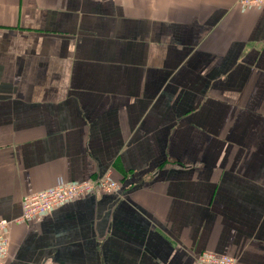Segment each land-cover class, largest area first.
Returning a JSON list of instances; mask_svg holds the SVG:
<instances>
[{
    "label": "crops",
    "instance_id": "0c3cea01",
    "mask_svg": "<svg viewBox=\"0 0 264 264\" xmlns=\"http://www.w3.org/2000/svg\"><path fill=\"white\" fill-rule=\"evenodd\" d=\"M0 219L5 264H264V7L0 0Z\"/></svg>",
    "mask_w": 264,
    "mask_h": 264
},
{
    "label": "built area",
    "instance_id": "2783aa9c",
    "mask_svg": "<svg viewBox=\"0 0 264 264\" xmlns=\"http://www.w3.org/2000/svg\"><path fill=\"white\" fill-rule=\"evenodd\" d=\"M239 4L249 9L260 8L264 7V0H239ZM118 189V183L111 180L109 175L82 183H68L59 179L53 187L24 197L21 216L15 222H28L43 217L64 204L95 192L114 194ZM9 227V222L0 219V264H5L9 254ZM195 264H235V261L227 256L204 251L197 256Z\"/></svg>",
    "mask_w": 264,
    "mask_h": 264
}]
</instances>
